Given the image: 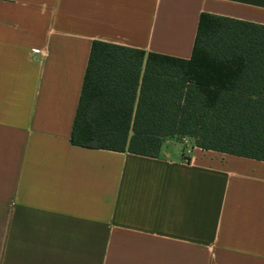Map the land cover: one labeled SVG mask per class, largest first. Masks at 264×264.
<instances>
[{
    "label": "crops",
    "instance_id": "crops-1",
    "mask_svg": "<svg viewBox=\"0 0 264 264\" xmlns=\"http://www.w3.org/2000/svg\"><path fill=\"white\" fill-rule=\"evenodd\" d=\"M200 13L264 0H0V264H264V161L70 142L93 40L188 59Z\"/></svg>",
    "mask_w": 264,
    "mask_h": 264
},
{
    "label": "trees",
    "instance_id": "trees-1",
    "mask_svg": "<svg viewBox=\"0 0 264 264\" xmlns=\"http://www.w3.org/2000/svg\"><path fill=\"white\" fill-rule=\"evenodd\" d=\"M93 40L75 145L156 157L162 142L264 161V25L200 13L188 59Z\"/></svg>",
    "mask_w": 264,
    "mask_h": 264
},
{
    "label": "rangeland",
    "instance_id": "rangeland-1",
    "mask_svg": "<svg viewBox=\"0 0 264 264\" xmlns=\"http://www.w3.org/2000/svg\"><path fill=\"white\" fill-rule=\"evenodd\" d=\"M182 139H187L189 144H191V145H194V143H195V140L193 138H190V137H183Z\"/></svg>",
    "mask_w": 264,
    "mask_h": 264
},
{
    "label": "built area",
    "instance_id": "built-area-1",
    "mask_svg": "<svg viewBox=\"0 0 264 264\" xmlns=\"http://www.w3.org/2000/svg\"><path fill=\"white\" fill-rule=\"evenodd\" d=\"M31 52H33V53H37V54H42V51L39 50V49H37V48H33V49H31Z\"/></svg>",
    "mask_w": 264,
    "mask_h": 264
}]
</instances>
